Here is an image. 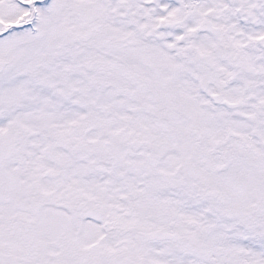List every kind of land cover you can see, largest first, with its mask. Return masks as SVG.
Here are the masks:
<instances>
[{
    "label": "snow or ice",
    "instance_id": "1",
    "mask_svg": "<svg viewBox=\"0 0 264 264\" xmlns=\"http://www.w3.org/2000/svg\"><path fill=\"white\" fill-rule=\"evenodd\" d=\"M0 264H264V0H0Z\"/></svg>",
    "mask_w": 264,
    "mask_h": 264
}]
</instances>
